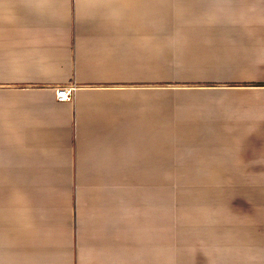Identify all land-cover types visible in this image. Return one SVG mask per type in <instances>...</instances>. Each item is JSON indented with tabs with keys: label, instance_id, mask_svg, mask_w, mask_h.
<instances>
[{
	"label": "crops",
	"instance_id": "obj_1",
	"mask_svg": "<svg viewBox=\"0 0 264 264\" xmlns=\"http://www.w3.org/2000/svg\"><path fill=\"white\" fill-rule=\"evenodd\" d=\"M251 182L264 0H0V264H195L194 247L225 240L252 252L216 205Z\"/></svg>",
	"mask_w": 264,
	"mask_h": 264
},
{
	"label": "rangeland",
	"instance_id": "obj_2",
	"mask_svg": "<svg viewBox=\"0 0 264 264\" xmlns=\"http://www.w3.org/2000/svg\"><path fill=\"white\" fill-rule=\"evenodd\" d=\"M164 184L175 185L174 204L184 198V195H181V187L178 183H161V186ZM220 190L217 191L216 205H220L225 212L229 211L228 216L231 218L226 223L224 222V225L238 223L240 228L247 227L254 237L253 242L256 241V243L244 248H251L252 252H250V249L233 250L230 248L231 243L228 240H225L222 243L223 246L220 245L217 251H209L198 245L194 247V263L214 264L216 262L217 264H226V261L228 262L232 258L230 255L236 253L244 261L251 258L254 264H264V182L228 183ZM176 226L177 224L174 229H176ZM260 240L263 242H259ZM216 255H224V257L218 260L214 257Z\"/></svg>",
	"mask_w": 264,
	"mask_h": 264
},
{
	"label": "built area",
	"instance_id": "obj_3",
	"mask_svg": "<svg viewBox=\"0 0 264 264\" xmlns=\"http://www.w3.org/2000/svg\"><path fill=\"white\" fill-rule=\"evenodd\" d=\"M57 98L59 101H68L72 98L73 87H60L57 90Z\"/></svg>",
	"mask_w": 264,
	"mask_h": 264
}]
</instances>
